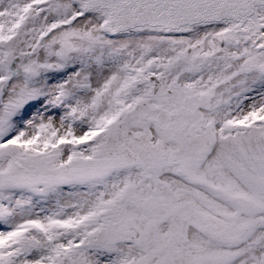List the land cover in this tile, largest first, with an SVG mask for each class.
<instances>
[{"label":"snow or ice","instance_id":"1","mask_svg":"<svg viewBox=\"0 0 264 264\" xmlns=\"http://www.w3.org/2000/svg\"><path fill=\"white\" fill-rule=\"evenodd\" d=\"M0 264H264V0H0Z\"/></svg>","mask_w":264,"mask_h":264}]
</instances>
